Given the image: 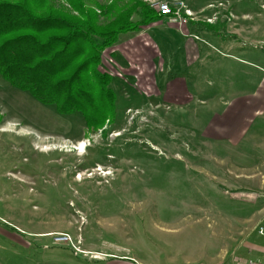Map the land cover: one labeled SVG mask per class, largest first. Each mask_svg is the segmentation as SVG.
<instances>
[{"label": "rangeland", "instance_id": "1", "mask_svg": "<svg viewBox=\"0 0 264 264\" xmlns=\"http://www.w3.org/2000/svg\"><path fill=\"white\" fill-rule=\"evenodd\" d=\"M32 1L78 18L67 0ZM136 3L164 17L101 52L115 96L103 127L0 79V264L264 263V127L235 114L264 79V0L85 8L105 26ZM238 129L235 148L211 140Z\"/></svg>", "mask_w": 264, "mask_h": 264}, {"label": "trees", "instance_id": "2", "mask_svg": "<svg viewBox=\"0 0 264 264\" xmlns=\"http://www.w3.org/2000/svg\"><path fill=\"white\" fill-rule=\"evenodd\" d=\"M67 1L78 18L52 7L49 16H37L29 0L0 1V79L57 114H78L98 129L115 114L111 78L98 70L101 52L120 35L164 16L136 3L104 26L86 10L85 0ZM135 13L138 23L131 21Z\"/></svg>", "mask_w": 264, "mask_h": 264}, {"label": "crops", "instance_id": "3", "mask_svg": "<svg viewBox=\"0 0 264 264\" xmlns=\"http://www.w3.org/2000/svg\"><path fill=\"white\" fill-rule=\"evenodd\" d=\"M172 27H178L177 25L172 26ZM168 29V28H167ZM171 29V28H170ZM187 47V46H186ZM193 54V53H192ZM262 86L258 87L256 96L258 98H253L252 95L249 93L246 96L241 97V106L236 104L235 108V114L236 117L241 114L240 119L243 121L244 117H247V120L250 122L251 119L253 121L257 120L261 123V125L264 127V79H261ZM209 127V126H208ZM243 135V129H238L237 134H235L233 137L232 136H223V135H216L217 137L211 139V140H216L221 141L222 143L226 144L227 146H231L235 148V146L238 145L240 141V136ZM209 136V135H207ZM110 261L107 262L104 260V262L110 263L111 261H116L119 264H124V263H129L132 264L127 257L125 256H119V257H113L112 259H109ZM94 258L92 261H88L85 263H93Z\"/></svg>", "mask_w": 264, "mask_h": 264}, {"label": "built area", "instance_id": "4", "mask_svg": "<svg viewBox=\"0 0 264 264\" xmlns=\"http://www.w3.org/2000/svg\"><path fill=\"white\" fill-rule=\"evenodd\" d=\"M159 10H160V13H162L164 15L169 14L171 12L167 5H161ZM175 16L180 18L179 17V11L175 12ZM170 20H171L172 23H177V18L176 17H173ZM259 234L260 235L263 234L261 230H259ZM53 240L57 244H67V242L69 241V238L67 236H65V235H58V236H55L53 238ZM235 264H264V263H259V262H254V261L248 260V261H244V262L238 261Z\"/></svg>", "mask_w": 264, "mask_h": 264}]
</instances>
